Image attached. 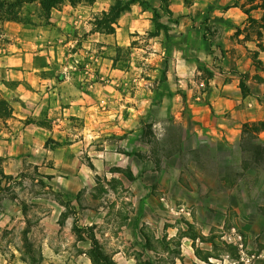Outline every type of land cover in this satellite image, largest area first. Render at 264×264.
I'll list each match as a JSON object with an SVG mask.
<instances>
[{"label":"crops","instance_id":"0c3cea01","mask_svg":"<svg viewBox=\"0 0 264 264\" xmlns=\"http://www.w3.org/2000/svg\"><path fill=\"white\" fill-rule=\"evenodd\" d=\"M148 1L167 26L152 36L160 48L149 54L152 61L153 54L158 58L149 73L158 90L130 113L127 138L119 144L133 163L118 165L133 173L125 174L131 184L150 175V186L167 185L165 200L194 196L196 216L209 218L201 230L207 234L217 223L215 203L227 201L214 188L217 179L224 182L231 170L262 169L264 130L252 126L264 121V8H251L259 0ZM0 2V103L10 107L9 116L0 113V155L28 147L25 141L34 135L28 129L40 127L44 107L59 104L67 120L80 116L87 123L105 101L121 103L118 85L126 72L120 51L136 49L137 33L152 29V7L134 2L104 31L95 15L110 11L116 0H62L49 11L42 0ZM76 24L78 37L71 33ZM89 43L97 52L95 67L57 68L61 61L83 58ZM221 209L226 213L230 206ZM81 255L89 261L73 258L67 264H92L87 250Z\"/></svg>","mask_w":264,"mask_h":264},{"label":"rangeland","instance_id":"374dc122","mask_svg":"<svg viewBox=\"0 0 264 264\" xmlns=\"http://www.w3.org/2000/svg\"><path fill=\"white\" fill-rule=\"evenodd\" d=\"M152 15L153 19L154 12ZM103 16L95 15V22H101ZM108 21L104 18L97 28L110 30L106 29ZM79 27L73 25L74 36ZM160 30L153 21L152 29L137 33L136 49H121L120 69L126 72L118 85L121 103L105 101L101 112L89 114L87 123L80 116L67 120L59 104L49 110L44 107L38 119L40 127L27 128L34 134L24 139L28 147L0 155V167L16 177L11 185L6 180L0 184V264H67L73 258L89 261L87 256H79L89 248V241L78 240L74 215L56 200L59 195L53 189L68 194L65 198L76 207L80 225L97 226L98 237L114 251L119 264H264V147L258 150L262 169L231 170L224 182L217 179L214 188L225 193L227 201L215 203L220 207L213 209L218 211L217 223L207 234L201 230L209 218L206 213L204 219L196 216L194 196L186 201L165 200L167 185L150 186V175L148 181L131 184L126 176L133 177V173L120 166L133 163L130 153L119 144L127 138L124 125L134 107L158 90V80L149 74L158 58L153 54L152 61L149 54L159 51L160 39L152 36ZM82 48L83 58H74L72 65L69 60L61 61L57 68L95 67L94 45ZM0 113L2 118L10 113L3 101ZM30 119L32 116L27 121ZM115 147L123 153H115ZM174 190L177 195L182 193L177 186ZM227 203L230 209L225 213L221 208ZM23 208L33 221L28 233L33 251L23 242ZM62 211L67 215L60 225Z\"/></svg>","mask_w":264,"mask_h":264},{"label":"trees","instance_id":"16d2710c","mask_svg":"<svg viewBox=\"0 0 264 264\" xmlns=\"http://www.w3.org/2000/svg\"><path fill=\"white\" fill-rule=\"evenodd\" d=\"M62 0H42L43 6L47 11L51 9L52 6H55ZM134 2H140L145 3L146 7H152L154 12L153 21L156 23V26L158 29H167V26L161 23L160 18L161 14L158 11L156 7H153L149 1L147 0H116L115 4L111 7L110 11L104 12L103 15L105 17H101V22H98V25H102L104 23V18L107 20L109 19V24H111L112 21H115L122 12L125 10H128L131 8V4ZM3 4L0 2V7ZM262 7L264 8V0H259L257 3H255L251 8H258ZM250 9H247V12H249ZM111 27V25H107L106 29ZM261 27L264 28V15H263V23L261 24ZM110 29V28H109ZM262 34V33H261ZM252 128L254 130H264V121L254 123ZM0 175H1V181L0 184H2V180H6L9 185H11L13 182L16 181V177L13 175H9L5 173L4 169L0 167ZM130 177V176H129ZM43 183V181H40ZM53 193H57L56 200L59 201L62 205L67 207V210H71V212L74 215V232L76 233L79 241H89V248L87 249V254L89 258L92 261V264H119L115 259V253L111 249H108L106 245L101 241V239L97 235V226L95 224H88V225H80L79 223V216L76 211V207L72 204L71 199L65 198L68 194H64L62 192H56L53 189ZM80 192L77 195L78 200L80 199ZM24 215L26 217V225L22 230V233L24 234L23 242L25 243L26 247L33 251V245L30 242V239L28 237V233L30 232V228L33 225V221L28 218L27 209L23 208ZM67 215V211H62L61 219L59 220L60 225H63L62 219Z\"/></svg>","mask_w":264,"mask_h":264}]
</instances>
